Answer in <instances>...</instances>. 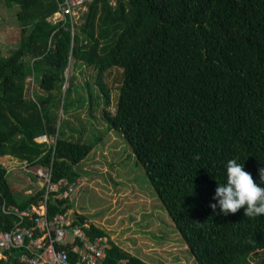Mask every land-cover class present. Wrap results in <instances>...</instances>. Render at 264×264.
I'll use <instances>...</instances> for the list:
<instances>
[{
	"label": "trees",
	"instance_id": "trees-1",
	"mask_svg": "<svg viewBox=\"0 0 264 264\" xmlns=\"http://www.w3.org/2000/svg\"><path fill=\"white\" fill-rule=\"evenodd\" d=\"M64 2L0 0L17 8L21 28L15 49L7 56L0 49V158L50 170L53 183H74L82 176L80 164L115 131L195 264H264L258 257L264 252V216L247 218L243 208L224 216L219 206L215 212L210 207L218 203L213 198L218 183L226 182L230 159L264 187V0H90L77 17L55 20ZM71 59L75 70L95 72L94 82L86 81L87 97L77 100L80 108L87 101L93 114L103 106L105 133L92 132L86 141L85 122L78 117L77 129L59 113L76 111L70 99L76 75L64 91ZM113 70L120 85L111 112L103 75ZM29 78L40 90L32 98ZM42 135L52 143L36 142ZM14 172L0 163L2 230L18 220L3 212L4 205L23 210L45 194L41 189L21 195V181L13 179V185L10 179ZM53 195L49 216L73 210L70 198ZM74 217L86 219L76 211ZM85 232L91 241L109 238L102 264H152L101 227Z\"/></svg>",
	"mask_w": 264,
	"mask_h": 264
},
{
	"label": "rangeland",
	"instance_id": "rangeland-1",
	"mask_svg": "<svg viewBox=\"0 0 264 264\" xmlns=\"http://www.w3.org/2000/svg\"><path fill=\"white\" fill-rule=\"evenodd\" d=\"M16 11L15 7H7L4 3L0 5V49L4 56L9 55L20 41L21 28ZM73 62L71 59L65 74L64 91L70 87L72 76L76 75L70 99L74 100V106L78 108L74 107L76 111L71 110L68 114L59 113L62 119L67 117L77 129L78 117L85 122L87 129L83 132V139L86 141L94 133L98 136L105 133V122L101 119L103 106L94 110L93 114L88 109L87 101L80 108L77 100L79 96L87 97L86 81L93 83L95 72L86 68L75 70ZM117 72L113 70L103 75V81L111 92V112L115 110L116 88L120 85L116 80ZM26 85L29 98L33 97L34 92H40L37 82L32 78L27 80ZM94 89L99 92L96 85ZM4 165L10 170L15 169L10 179L13 185V179L21 181V195L29 196L26 193L29 190L34 194L37 192L35 180L25 172L22 167L24 164L8 161ZM79 167L82 171L80 185L70 198L73 212L85 215L91 225L105 229L122 248L152 264H195L166 210L155 196L142 166L119 133L111 131L105 134ZM258 257L263 258L264 252Z\"/></svg>",
	"mask_w": 264,
	"mask_h": 264
},
{
	"label": "built area",
	"instance_id": "built-area-1",
	"mask_svg": "<svg viewBox=\"0 0 264 264\" xmlns=\"http://www.w3.org/2000/svg\"><path fill=\"white\" fill-rule=\"evenodd\" d=\"M90 0H65L54 19L65 15L78 16ZM38 143H50L47 135L36 138ZM26 173L33 175L38 190L44 189L43 197L26 209L3 206V212L18 218L8 230L0 229V260L4 264H102L110 248L109 238L96 237L93 241L85 230L91 223L78 221L72 210L48 214L51 194L58 200L71 198L80 185V179L70 183L62 179L52 182L50 170H31L24 164ZM28 195H34L31 190ZM72 255L74 256L72 258Z\"/></svg>",
	"mask_w": 264,
	"mask_h": 264
},
{
	"label": "clouds",
	"instance_id": "clouds-1",
	"mask_svg": "<svg viewBox=\"0 0 264 264\" xmlns=\"http://www.w3.org/2000/svg\"><path fill=\"white\" fill-rule=\"evenodd\" d=\"M226 171V182H217L213 199L218 203L210 205L213 212L219 206L224 216L235 215L242 208L247 218L264 216V187L258 186L252 175L244 170V164H239L236 159L228 161ZM259 176L264 183V168L259 169Z\"/></svg>",
	"mask_w": 264,
	"mask_h": 264
},
{
	"label": "crops",
	"instance_id": "crops-1",
	"mask_svg": "<svg viewBox=\"0 0 264 264\" xmlns=\"http://www.w3.org/2000/svg\"><path fill=\"white\" fill-rule=\"evenodd\" d=\"M8 161H14V162H17L15 159H13V158H11V157H9V156H4V157H1L0 158V163L1 164H3L4 165V162H8ZM5 166V165H4ZM6 167V166H5ZM18 191H20L19 189H18ZM125 249V248H124ZM131 252V251H130ZM132 253V252H131ZM132 254H134V253H132ZM134 255H136V254H134ZM137 256H139V255H137ZM139 257H141V256H139ZM142 259H144L143 257H141ZM144 260H146V259H144ZM147 261V260H146Z\"/></svg>",
	"mask_w": 264,
	"mask_h": 264
}]
</instances>
